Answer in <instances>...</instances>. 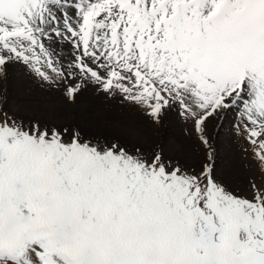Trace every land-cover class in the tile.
Instances as JSON below:
<instances>
[{
    "label": "snow or ice",
    "instance_id": "obj_1",
    "mask_svg": "<svg viewBox=\"0 0 264 264\" xmlns=\"http://www.w3.org/2000/svg\"><path fill=\"white\" fill-rule=\"evenodd\" d=\"M14 70L68 104L119 99L158 138L0 101V264H264V183H228L215 143L227 122L264 166V0H0Z\"/></svg>",
    "mask_w": 264,
    "mask_h": 264
},
{
    "label": "rangeland",
    "instance_id": "obj_2",
    "mask_svg": "<svg viewBox=\"0 0 264 264\" xmlns=\"http://www.w3.org/2000/svg\"><path fill=\"white\" fill-rule=\"evenodd\" d=\"M54 99L63 103L61 108L56 106ZM3 100H7L13 111L23 117L35 116L41 119L44 117L65 123L78 121L83 123L89 131L101 137L127 136L139 139L146 147H151L158 138L154 131L155 126L142 110L122 104L119 99L109 100L91 91L83 93L76 103L68 104L57 92L47 87H38L34 78L21 70L11 71L6 78H0V101ZM80 104L89 110L87 111L90 116L88 119L79 118V114H82ZM171 116L175 120L170 121ZM165 124L172 140L189 141L190 122H186L173 112L166 118ZM213 125H215L214 128ZM220 125L219 119L212 121L210 131L213 135L220 130ZM145 135L147 137L143 138ZM215 143L218 149V162L221 165L220 172L228 183L235 187H245L253 180L264 183V166L260 165L255 158L252 146L243 135H237L235 129L227 122H224L219 141ZM235 151L247 162V166L236 163L233 156Z\"/></svg>",
    "mask_w": 264,
    "mask_h": 264
},
{
    "label": "bare ground",
    "instance_id": "obj_3",
    "mask_svg": "<svg viewBox=\"0 0 264 264\" xmlns=\"http://www.w3.org/2000/svg\"><path fill=\"white\" fill-rule=\"evenodd\" d=\"M20 98H22V97H20ZM55 104H56V106H58V107H60L61 108V106L63 105V103H61V101L60 100H56V99H54V101H53ZM53 103V106L55 107V104ZM13 106V105H12ZM80 107H81V109H82V114L80 115L79 114V118H83V119H88L90 116L87 114V111H89L87 108H85V107H83L81 104L79 105ZM78 107V106H77ZM80 109V110H81ZM53 116H55V115H53ZM78 117V116H77ZM44 118V117H43ZM57 120V119H56ZM169 120V119H168ZM172 120H175L174 119V117L173 116H171V120L170 121H172ZM57 122H58V120H57ZM174 122H176V121H174ZM131 131H132V129H131ZM137 131V130H136ZM136 133V132H135ZM145 137H147L146 135L143 137V138H145ZM146 140V139H145ZM151 141V140H150ZM145 145V144H144ZM233 156H234V160L236 161V163L237 164H243V165H246L247 166V162L240 156V154L237 152V151H235L234 153H233ZM226 162H227V160H226ZM221 166V165H220ZM244 169H245V167H244ZM220 171H221V167H220ZM248 171H252V170H248ZM244 173V172H243Z\"/></svg>",
    "mask_w": 264,
    "mask_h": 264
}]
</instances>
